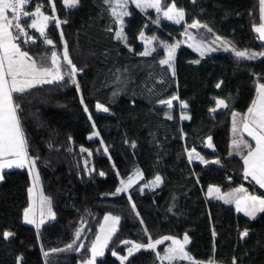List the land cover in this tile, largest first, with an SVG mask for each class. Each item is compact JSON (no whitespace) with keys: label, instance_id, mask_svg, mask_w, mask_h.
Listing matches in <instances>:
<instances>
[{"label":"trees","instance_id":"trees-1","mask_svg":"<svg viewBox=\"0 0 264 264\" xmlns=\"http://www.w3.org/2000/svg\"><path fill=\"white\" fill-rule=\"evenodd\" d=\"M32 3L43 5L48 14L54 5L56 17L67 22L59 27L54 21L48 24L50 46L27 28L35 40L25 44L20 38L22 50L39 60L52 49L63 53L66 43L70 59L82 71L75 77L79 91L66 76L64 81L38 84L15 95L29 157L35 159L54 218L39 228L25 223L29 169L4 170L0 264H18V257L20 264H79L90 256L98 228L109 213L120 217L117 231L95 264H121L112 252L124 256V240L146 244L149 236L155 240L185 235L187 251L199 263L214 258L215 264H233L234 260L235 264H264V213L249 218L232 204L206 195L211 185L223 191L242 185L264 196V189L245 178L242 155L246 150L240 155L230 153L232 114L245 113L257 83H264V57L237 60L231 52L218 50L200 58L181 46L173 75L159 63L162 50L140 55L139 35L144 32L169 42L180 38L183 25L160 16V22L153 23L157 14L131 6L123 27L127 39L118 40L117 24L104 0H80L75 8H67L62 0ZM173 3L184 10L186 24L200 23V39L219 38L239 51H264V41L253 30V25L261 24L260 0H162L163 6ZM172 96L187 105L188 119L180 118L176 102L171 107L160 104ZM215 98L225 100L227 107L211 112ZM96 104L108 108V113L95 110ZM87 105L91 108L85 112ZM95 131L99 135L89 139ZM209 137L212 147L205 146ZM190 149L220 163L191 162ZM135 170L142 172L143 180L159 175L162 183L152 190L135 184L128 194L113 195L120 180ZM245 230L248 235L241 238ZM6 231L14 235L4 239ZM69 244L71 249L66 247ZM162 248L141 249L124 264H158L156 253L161 254Z\"/></svg>","mask_w":264,"mask_h":264},{"label":"snow or ice","instance_id":"snow-or-ice-1","mask_svg":"<svg viewBox=\"0 0 264 264\" xmlns=\"http://www.w3.org/2000/svg\"><path fill=\"white\" fill-rule=\"evenodd\" d=\"M137 7L141 8H154L157 13L161 12L162 0H132ZM30 0H0V170L10 169L12 167L23 168L25 166L29 167L30 175L35 169V159L29 157L27 140L25 138L19 110L20 105L16 103L15 95L24 94L27 90L31 89L35 84L43 83H53L56 81H64L67 76L72 83L76 84L75 77L78 72L82 69H78L69 57L67 44L64 45L63 50V64L61 63L60 55L53 50L51 56L46 55L41 56L40 63L29 55L27 51L22 50L19 40L24 37V43L27 44L29 41H33V36L28 35L27 28L36 29L40 36L44 38V42L47 45H52L53 41L47 38L46 28L50 22H55L56 26L59 27L61 23H66L67 21H61L55 16V6L53 5L52 16L46 15L41 9L43 5H37L33 12H28L25 10V5L29 4ZM51 3V0H49ZM64 5L67 8H75L79 5L80 0H63ZM104 3L108 5V10L110 11L112 17L115 18V23L120 25L119 30L116 31L115 35L118 40H126L127 37L123 32V18L130 13L128 12L129 0H104ZM261 4V24L259 26L253 25V30L257 32L258 39L264 41V0H260ZM164 18L172 20L179 24L184 20L185 12L183 9L177 10L175 3H173L166 11L163 12ZM23 18L31 19L30 24H26V20ZM159 16L153 23H159ZM26 24V27L24 26ZM191 28L201 27L198 21H194ZM207 27V25H203ZM15 30V34H13ZM112 31V28L108 29ZM211 32V29H208ZM61 38L63 39V33H61ZM141 38L143 39V32H141ZM219 39V38H218ZM147 43H150L148 41ZM175 47L171 46L169 48L168 56L166 59L161 60V64H167L169 68H172L171 61L173 59ZM215 48H207L206 51L213 52L216 51ZM225 52H231L237 60H252L256 59L257 56H264V53H255L250 51H239L235 48H230L227 44L224 46ZM151 53V49L146 48L144 52L140 53L142 56H148ZM201 55H204V51H201ZM50 59V65L48 61ZM199 63V61H195ZM66 66V67H65ZM173 71V75H174ZM221 85L217 84L216 87L219 88ZM77 91H79V84H76ZM178 99L177 97H172V100L161 101L163 104L171 106L172 101ZM81 103L83 104V98H81ZM182 107H187L186 104L181 102ZM97 109L104 112L108 111V108L101 104H97ZM227 107L225 100L217 99L216 108ZM84 111L88 112L87 106L84 107ZM210 111H216V109H211ZM238 113L233 112V133L238 131L236 117ZM168 119H172V116H168ZM187 116H181V119H188ZM89 119L91 116L89 115ZM241 123L243 124V131L248 134L252 140L255 141V147H252L247 141H244L241 137L240 139H233L232 146L237 150L238 153H243L246 150V155H242L244 161V175L245 178L251 177L260 188H264V83H257L256 85V97L251 101L250 106L247 109V113L241 116ZM95 128V124H93ZM98 132H94L89 139L93 136H98ZM71 139V137L69 138ZM103 143V141H101ZM134 146V145H133ZM211 137L208 138V147H212ZM82 151H88L82 147ZM107 152V148L104 149ZM195 149L189 153V159H193V153ZM91 154V153H89ZM196 158L200 159L202 163L208 164L209 161L204 160L199 157L198 154ZM212 163L219 164V160L212 161ZM101 176L104 175L103 172L100 173ZM3 176L0 175V180ZM38 180V176L34 178L35 181ZM135 181L132 177H129L127 183L123 180L121 181L122 187L116 189V195L120 192L127 190L131 187L132 183ZM162 183V178L157 175L154 178L151 186L156 187ZM29 193L31 194L33 189L29 188ZM221 190L218 187L209 186L208 195L215 196L217 199L224 200L225 203H235L236 210L238 212H243L245 216L250 218H255L258 213H264V196L248 195L246 190L243 188H238L234 190L231 194H220ZM236 194H240L237 198ZM47 202L51 204L50 200L44 198L42 203ZM135 208V205H133ZM171 211V209H170ZM35 212L32 206L24 209V220L29 224H36L37 228L44 223L43 212H41V220L39 223L34 219ZM49 216L54 218V214L51 212V207L49 206ZM104 220L106 224L110 221L107 228L104 225L101 226V232L104 233L103 238L98 235L96 240L91 245L92 258L86 262V264H95V259L97 256L104 255V249L108 247L109 241L112 239L113 235L117 231V225L119 223V216H112L110 214L105 215ZM143 223V221H141ZM145 234H147V229H145ZM14 234L11 232H4L3 238L7 239ZM248 231L240 232V237H246ZM75 236L77 239L80 236V229H77ZM165 240H170L171 245L164 250V254L161 255L159 252L156 256L161 260L162 264L167 261L168 264H174L176 261H188L189 264H197L192 257L189 256L188 252L185 250V246L188 244L189 240L187 235L184 236L183 241L174 237H163L161 239L152 240L151 236L148 237V243L140 244L132 241H122L121 243L130 244L128 248L127 255L118 256L121 264L129 259L134 253L140 251L141 249L153 250L155 251L156 246L164 243ZM76 243V240L73 241ZM71 249L72 245L66 246ZM81 247H84L81 244ZM53 252L63 251V249H53ZM79 251V249H76ZM47 256L48 253H45ZM113 256H117L115 251L112 252ZM21 258L18 257L17 261L20 264ZM208 264H214V258H210ZM235 264V260L233 261Z\"/></svg>","mask_w":264,"mask_h":264},{"label":"rangeland","instance_id":"rangeland-1","mask_svg":"<svg viewBox=\"0 0 264 264\" xmlns=\"http://www.w3.org/2000/svg\"><path fill=\"white\" fill-rule=\"evenodd\" d=\"M37 5H39V4H37V3H32V0H30V3L27 4V5H25V10L31 13V12L34 11V9H35V7H36ZM171 5H172V4H171ZM171 5L163 6V5L161 4V12H160V13H157L156 9H154V8H141V7H137L136 4L132 2V0H129L128 8H127L128 12H129V8H130L131 6H134V7H136L137 9H139V10H140L141 12H143V13H147V12H149V11H152V12H154L155 14H157L158 16H160L162 19H164V20H166V21H168V22H170V23H173V24H176V25H183V30H182V32H181L180 38H179V39H175V40H173V41H169V42H168V41L159 40V39L157 40L156 37H155L154 35H148V34H146V33L143 32V36H144L143 39L141 38V34L139 35V41H140V42L142 43V45H143V50H142V52H144L146 48L151 49V53L156 52L157 50H162V52H163V56H162V58L159 60V63H160L161 60H164V59L167 58V56H168V52H169V48H170L171 46L176 45V47H175V51H174V55H173V59H172V61H171L172 68H169L167 64H161V63H160L162 66H166V67L169 69V71L173 73V71H174V63H175V56H176L177 50H178L179 47H181V46H186V47H188L189 49H191L192 51H194V52H195L200 58H203V57H205V56H207V55H209V54L212 53V52H208V51H206L207 48H215V49H217L216 51H213V52H217L218 50H224V46H225V44H227V43L224 42V41L221 40V39L214 38V39H212L211 41H207V40L205 41V40H203V39H200V38L198 37V29H199V27H198V28H191V27H190V25H191L194 21H193L192 23L186 24V23H185V19H184L183 21H181V23L177 24V23H175V22L172 21V20H168V19L164 18V16H163V12L166 11V10L168 9V7H170ZM175 7H176V6H175ZM176 9L179 10L180 8L176 7ZM41 10H42L46 15H48V16H52V15H53L52 9H50V10H51V13H50V14H48V13L43 9V7H42ZM127 16H128V15H127ZM127 16H125V17L123 18V20H124ZM23 19L26 20V24H30V23H31V19H28V18H23ZM114 19H115V18H114ZM26 24L24 25L25 27H26ZM116 24H117V23H116ZM199 24H200V23H199ZM123 27H124V24H123ZM119 28H120V25L117 24V30H119ZM30 29H31V28H29V31H30ZM33 30H35V31L40 35V33H39L36 29H33ZM27 32H28V30H27ZM13 34H15V30H13ZM28 35H31V36H32V34H31L30 32H28ZM21 38H22V40L24 41L25 38H24V37H21ZM42 38H43V37H42ZM34 40H35V39H33V41H34ZM43 40H44V38H43ZM148 41H150V43H147ZM227 45H228V44H227ZM228 46H229V45H228ZM52 51H53V50H52ZM55 51H56V50H55ZM201 51H204V55H201ZM242 51H245V50H242ZM247 51L255 52V51H251V50H247ZM56 52H57V51H56ZM151 53H150V54H151ZM255 53H264V51L255 52ZM59 55H60V57H61V63L63 64V59H62V55H63V54L60 53ZM42 56H44V55H42ZM46 56L50 57V56H51V52H50L49 55H46ZM262 57H264V56H262ZM257 58H258V56H257ZM257 58H256V59H257ZM39 60H40V59H39ZM39 60H37V61H39ZM39 62H40V61H39ZM37 63H38V62H37ZM48 65H50V59H49V61H48ZM65 67H66V66H65ZM172 97H176V96H172ZM172 97H170V98H168V99H166V100H164V101L172 100ZM175 102H176V104H177V106H178V110L180 111V113H179L180 118H181L182 115L188 117V114L186 113V108H185V107H182L181 102H179V101L176 99V100H173V101H172V104L175 103ZM160 104H163V103L160 102ZM172 104H171V105H172ZM164 105H167V104H164ZM96 106H97V104L94 106V109H95V110H97V111H99V112H103V113H108V111H107V112H104V111H102V110H98ZM170 107H171V106H170ZM87 108H88V111H89L91 107L87 105ZM212 109H216V111L219 110V108H218V109L216 108V105H215ZM211 112H213V111H211ZM214 112H215V111H214ZM236 123H237L238 131H237L235 134L233 133V137H232V140H231V146H232V141H233V139H240L241 137L243 138L244 141H247V142L250 144L251 141H249V139L246 138V137L242 134V132H241V119L238 118V117H236ZM232 128H233V126H232ZM95 132H96V131H95ZM92 134H93V133H92ZM92 134H91L90 136H92ZM93 137H97V136H93ZM93 137H92V138H93ZM205 146H208V138L205 139ZM192 150H193V149H190V150H188V152H187V154H188V159H189V153H191ZM230 153H231V154H235V155H240V154H241V153H238L237 150L233 148V146L231 147V152H230ZM197 154H198V156H201V155L195 150V152L193 153V159H191V160L189 159V161H191V162H196V161H198V158H196ZM30 158H31V157H30ZM207 161H209V163H212V161H215V159H211V160H207ZM200 163H202V162H200ZM202 164H205V163H202ZM214 164H216V163H214ZM243 169H244V164H243ZM30 176H31V187H30V188H32L33 191H32V193L30 194V195H31V198H30V204H29V206L31 205L32 208L34 209V212H35L34 219L37 221V223H39V221L41 220V212H43L44 221L47 220V219H52V218L49 216V206L51 207V212H52V206H51V204L49 205L47 202L42 203V200H44V198H46L47 200H49V199H48V197H46V195L44 194V192H43V190H42V186H41V182L39 181V178H38V180H36L35 183H34V178L37 177L36 170H34ZM129 177H132L133 180L135 181L134 183H132L131 187H132L133 185H135V184H139V188L142 189V190H143V189L152 190V189H155L156 187H158V186H156V187H152V186H151V184H152V182L154 181V178H155L156 176H155L153 179H151V180H143V174H142V172L139 171V170H135L132 174H130V175L127 176L126 178L121 179V180H120L119 187H122V185H121V181L123 180L125 183H127L128 180H129ZM248 179H251V180H252L251 177H248ZM252 181H254V180H252ZM159 185H160V184H159ZM131 187H128L127 190H125V191H123V192H120V193L128 194V191H129V189H130ZM214 187H218V186H215V185H214ZM218 188L221 190L220 194H231V193H234V190H235V189L243 188V189L246 190L247 194L250 195V194L248 193V189L245 188V187L242 186V185L239 186V187H237V188H235V189H232V190L229 189V190H227V191H223L220 187H218ZM208 190H209V189H208ZM208 190L206 191V195H207L208 198H213V199H216V200H219V201H224V200H221V199H217L214 195H213V196H209V195H208ZM239 195H240V194H236L237 198H239ZM255 196H256V195H255ZM229 204H230V203H229ZM232 204L235 205L234 202H233ZM29 206H28V207H29ZM235 206H236V205H235ZM52 213H53V212H52ZM109 214H110V213H109ZM106 215H108V214H106ZM110 215H112V216H116V215H113V214H110ZM104 217H105V216H104ZM104 217H103L102 222H101V224H100V226H99V228H98V232H97L96 237H97L98 235H100V236L103 238L104 233L101 232V226L104 225L105 228H107L108 224L111 223V222L109 221L108 224H106V222H105V220H104ZM23 221L25 222L24 218H23ZM25 223H27V222H25ZM28 224H29V223H28ZM32 225H35V226H36V224H32ZM117 226H118V225H117ZM96 237H95L94 241L96 240ZM163 237H173V236H163ZM163 237H159V238H157V239H161V238H163ZM174 238H177V239L183 241V238H184V237H182V238L174 237ZM155 240H156V239H155ZM155 240H153V241H155ZM188 240H189V239H188ZM94 241H93V242H94ZM124 241H129V240H124ZM109 242H110V241H109ZM132 242H133V241H132ZM135 243H136V242H135ZM122 244H124V243H122ZM146 244H147V243H146ZM146 244H145V245H146ZM188 244H189V242H188ZM188 244L185 246V250H186V251H187V246H188ZM125 245H126L125 255H127L128 248H129L131 245H130V244H125ZM170 245H171V241H170V240H165L164 243L160 244V246L163 247V248H162L163 252L161 253V255L164 254V250H165V248L169 247ZM158 246H159V245L156 246V249H157ZM105 249H106V248H105ZM105 249H104V252H105ZM187 252H188V251H187ZM188 254H189V253H188ZM118 256H121V255L117 253V256H115V257L118 259ZM189 256H190V255H189ZM99 257H101V256H97L96 259L99 258ZM190 257H191V256H190ZM91 258H92V253H91V248H90V256H89L86 260L80 262L79 264H86V262H87L88 260H90ZM96 259H95V260H96ZM118 260H119V259H118ZM119 261H120V260H119ZM158 264H162L161 260H159ZM163 264H168V262H167V261H164ZM174 264H189V262H188V261H176V262H174ZM197 264H202V263H197ZM204 264H208V262H206V263H204ZM214 264H215V263H214Z\"/></svg>","mask_w":264,"mask_h":264},{"label":"crops","instance_id":"crops-1","mask_svg":"<svg viewBox=\"0 0 264 264\" xmlns=\"http://www.w3.org/2000/svg\"><path fill=\"white\" fill-rule=\"evenodd\" d=\"M63 1V0H62ZM64 4V3H63ZM53 8V6H51V9ZM55 16H56V14H55ZM31 30H33L32 28H31ZM33 31H35V30H33ZM46 31V30H45ZM50 46V45H49ZM52 50H55V49H52ZM52 52V51H51ZM58 54H60L59 52H57ZM63 54V53H62ZM260 57H262V56H258V58H260ZM35 85H38V84H35ZM34 85V86H35ZM255 97H256V94H255ZM254 97V98H255ZM217 99H221V98H215V105H216V100ZM226 103V102H225ZM222 108H224V107H222ZM222 108H219V109H222ZM247 113V111L245 112V113H243V114H239L238 113V115H237V117L238 118H240L241 119V116H243V115H245ZM184 120V119H183ZM232 126H233V122H232ZM233 129V128H232ZM241 132H242V134L246 137V138H248L249 139V141H251V146L252 147H255V141L254 140H252V138L251 137H249L248 136V134L246 133V132H244L243 131V124L241 123ZM247 153H245L244 155H246ZM199 157H201V156H199ZM204 159V158H203ZM205 160V159H204ZM242 161H243V159H242ZM198 162H201V160L200 159H198ZM243 164H244V161H243ZM26 168H28L29 169V167L28 166H25ZM12 168H18V167H12ZM7 169V168H6ZM6 169H3V170H0V175H1V173L4 171V170H6ZM11 169V168H10ZM35 170V169H34ZM255 182V181H254ZM211 186H214V185H211ZM239 186H241V185H239ZM239 186H237V187H239ZM237 187H234V188H231V190L232 189H235V188H237ZM209 189V187L207 188V190ZM262 189H264V188H262ZM227 191V190H226ZM248 193L250 194V195H256V196H258L257 194H255V193H252L251 191H249L248 190ZM30 198H31V195H30V193H29V204H30ZM223 203H225L224 201H222ZM227 204H229V203H227ZM230 204H232V203H230ZM29 206V205H28ZM232 206L234 207V209L236 210V206L234 205V204H232ZM237 211V210H236ZM238 212V211H237ZM238 213H241L242 215H244L245 216V214L243 213V212H238ZM23 217H24V214H23ZM247 217V216H246ZM250 218V217H249ZM190 255V254H189ZM191 256V255H190ZM192 257V256H191ZM193 258V257H192ZM193 260L195 261V262H197L194 258H193ZM197 263H199V262H197Z\"/></svg>","mask_w":264,"mask_h":264}]
</instances>
